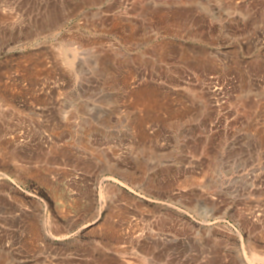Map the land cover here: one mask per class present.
Instances as JSON below:
<instances>
[{
	"label": "rangeland",
	"instance_id": "rangeland-1",
	"mask_svg": "<svg viewBox=\"0 0 264 264\" xmlns=\"http://www.w3.org/2000/svg\"><path fill=\"white\" fill-rule=\"evenodd\" d=\"M0 264H264V0H0Z\"/></svg>",
	"mask_w": 264,
	"mask_h": 264
}]
</instances>
